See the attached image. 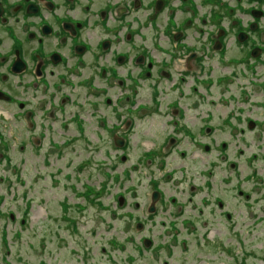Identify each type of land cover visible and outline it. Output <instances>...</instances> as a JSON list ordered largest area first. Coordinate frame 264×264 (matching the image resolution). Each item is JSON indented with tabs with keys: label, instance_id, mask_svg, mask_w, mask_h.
I'll return each instance as SVG.
<instances>
[{
	"label": "rangeland",
	"instance_id": "rangeland-1",
	"mask_svg": "<svg viewBox=\"0 0 264 264\" xmlns=\"http://www.w3.org/2000/svg\"><path fill=\"white\" fill-rule=\"evenodd\" d=\"M106 1L110 5L117 2ZM147 1L143 0L142 8H147ZM223 1L232 5L231 14L224 6L219 8ZM191 2L192 10L191 7L187 10L175 7L179 4L177 0L169 5L171 15L185 11L183 15L191 17L188 20L173 16L177 30L190 33L191 38H186L189 45H198V34H201V39L206 36L210 47L212 35L218 29L215 27L218 26L214 19L216 14L221 16L219 26L224 27H229L234 19L243 24L247 17L242 13L247 6L244 0ZM136 6L141 7L139 3ZM132 10L123 12L126 14L124 23H129ZM143 13L145 10H140V19ZM161 15L163 13L155 17L157 26L164 24ZM167 29L170 34L171 28ZM141 30L148 36L146 30ZM167 39L165 33H157L154 41L162 47H173ZM125 41V37L118 40V50L125 51L129 47ZM141 41L147 52H152L156 65H161L159 62L164 61L161 59L165 54L151 51L149 43L152 39L146 37ZM232 48L234 56L237 48ZM212 58L208 57V60ZM102 60H98V65ZM173 62L169 71L171 81L160 73L151 79L131 82L146 87L145 97L150 92L148 85L153 81L171 90V82L184 71L182 58ZM211 63L214 61L208 64ZM258 69L259 66L254 68L259 72ZM236 70L245 74L250 72L249 67L241 63L225 65L222 69L205 66L207 74H199L194 65L187 72L193 71L201 84L208 81L209 87L207 95L195 101L191 108L182 110L176 120L183 128L195 129L209 114L210 120L206 123L215 129L210 134L204 133V129L199 132L198 140L200 144H207V150L184 139L176 147L182 156L177 152L170 158L165 157L162 165L159 157L164 152L167 154L166 151L172 155L168 146L174 143L166 144L164 139L162 147L166 144V151L162 150L159 155L153 152L158 149L165 129H170V125L169 128L159 125L160 121L151 120L148 127H144L141 120H135L134 127L124 140H118L117 145L113 140L120 135L113 136L110 132V126L116 120L104 104L94 105L96 123L80 112L71 121L77 128L74 131L71 126L63 128L59 121L49 126L47 115L44 116L48 104H39L41 102L31 96L29 90L25 94L24 111H29V103L45 117L35 126H30L24 115L14 119L13 116L18 114L14 112L15 106L0 103V128L3 130L0 141L5 142L6 148L0 155V162H7L6 165L0 163V173L5 169L6 178L14 174L25 181L20 185L19 181L13 183L11 180L10 184L9 179L5 186L11 189L7 199L20 209L18 214L15 213L12 204L14 237L12 240L7 235L8 246L12 243L10 254L4 255L7 261L12 264H264V94L253 93L248 87L244 90L249 96L244 99L239 89L242 85L237 86V83L245 81L238 80V75L232 76L226 85L217 79V75L231 76L230 72L233 74ZM76 81L72 94L79 89L80 83L78 79ZM191 82L195 83L194 79ZM38 87L39 84L33 88ZM178 89H183L185 94L191 93V86L184 85L172 92ZM42 95L43 91L38 97ZM171 95L177 97L175 93ZM183 96L182 99L187 100ZM111 97L112 102L117 100L115 111L121 114L119 119H124V112L119 107L121 95L113 91ZM146 103H149L147 99ZM48 107L52 108V105ZM78 107L77 104L65 108L68 120L71 111L77 112ZM97 116H101L100 120ZM246 118L259 123H247ZM125 129L122 126L119 130ZM95 130L97 135H94ZM173 135L176 137L178 133ZM105 171L109 173L104 175ZM163 172H167L166 176ZM151 180L160 191L153 202L149 196L150 186L153 187ZM237 189L246 196L239 195ZM118 191L125 194V200L120 204L116 200ZM15 195L19 197L15 198ZM215 199L219 200L220 206ZM29 200L33 202L28 208V216L22 221L21 210ZM11 225L5 228L9 226L10 229ZM141 236L151 239L153 246L145 243V239L140 240Z\"/></svg>",
	"mask_w": 264,
	"mask_h": 264
},
{
	"label": "flooded vegetation",
	"instance_id": "flooded-vegetation-1",
	"mask_svg": "<svg viewBox=\"0 0 264 264\" xmlns=\"http://www.w3.org/2000/svg\"><path fill=\"white\" fill-rule=\"evenodd\" d=\"M171 1L173 0H148L147 8H142L143 0L140 1L142 4L138 0H117L112 5L106 0H0V103L15 106L14 112L18 114L13 116L14 119L30 114L32 123L39 124L41 123L39 120L43 117L35 111L33 106L28 103L29 111H24V106L26 108L27 104L25 94L29 90L30 95L35 96L38 98L37 101L41 102L39 104L52 105V108L47 106L48 110L44 115L45 117L47 115L49 126L53 122L59 121L63 128L71 126L74 131L77 128L71 121L77 118L80 112L96 123L94 105L104 104L110 109V113L116 120L110 126L113 136L120 135H118V139L113 140L115 143L126 138L129 130L134 127L135 120H141L144 127H148L151 120L153 122L160 121L159 125L163 124V127L168 126L167 128L170 125V129H165L167 131L164 133L162 141L157 144L159 151L155 149L153 152L159 155L162 150L166 151V144L174 143L168 146L170 151H173L172 155L166 151L167 154L164 152L159 157L160 165L165 161V157L170 158L177 154L176 147L184 139L204 151L207 150V144H200L198 137L201 129H204V133L207 134L215 129L206 123L210 120V117L207 118L209 114H206L204 121L201 120L202 125L198 120L200 126L195 129L183 128L179 126V120H176L180 118L182 110L191 108L195 101L205 97L209 87L208 81L203 85L193 71L190 74L187 72L194 65L198 68L199 74L203 72L207 74L205 66L213 65L216 69H222L225 65L246 64L250 70L248 74L239 73L236 70L233 71V74L230 72L231 76L217 75V79L226 85L232 80V76L238 75V80L245 81V83H237V86L242 85L239 89L244 99L249 96V92L244 88L249 87L253 93L259 91L264 94V0H244L247 6L241 12L247 17L243 24L234 19L229 27L219 26L220 16L216 14L214 19L218 26L215 27L218 29L212 35L214 39L210 47L207 45L206 36L201 39V34H198V37L200 35L199 39L197 38L200 41L198 45H189L186 38H191L190 33L186 32L185 35L180 29L177 30L178 25L173 23V16L188 20L191 17H188L187 14L183 15L185 11L171 15L172 10L169 7ZM177 1L179 4H176L175 7L181 6L186 10L191 7L192 10L191 0ZM138 3L141 5L139 8L136 6ZM223 6L228 13H232L231 4L226 5L225 3L219 8L221 9ZM130 9L133 10L130 13L129 23L126 21L124 23L123 16L126 14L123 12H130L128 11ZM140 10H145L141 17L142 20L139 17ZM160 13H163L161 16L164 18V24L157 26L155 17ZM167 27L171 28L170 34ZM141 29L146 30L148 36ZM157 33L161 35L165 33V36L168 37L167 40L170 41L169 45L173 43V47H162L154 41ZM121 37L127 38L125 42L129 47L125 51L117 49L118 40ZM146 37L152 39L149 43L151 51L165 54V57L161 59L164 61L159 62L161 63L159 66L153 60L152 52H147V47L142 44L141 40ZM233 46L237 48L234 56L232 55ZM174 48L181 50L175 51ZM210 55H214V58ZM208 57L212 59L208 60ZM100 58L103 60L98 65ZM181 58L184 62L182 68L184 71L175 78L174 82H171V90H166L160 84L159 86L157 81H153L148 85L150 92L145 97L146 87L143 88L136 85L135 82H131L134 79L136 81L151 79L160 73L170 79L172 73L169 71L173 68V61ZM87 60L89 63H86ZM212 61L214 64H208ZM258 66L259 72L254 70ZM190 78L194 79L197 84L191 82ZM76 79L80 83L78 84L79 89L72 94L71 91L77 85ZM38 84L40 87L33 88ZM182 85L191 86V93L185 94L183 89L172 92L176 87L181 88ZM42 91L43 95L40 98L38 94ZM113 91H116L122 98L119 99V102L122 101L119 107L125 116L122 120L119 119L121 114L115 111L117 100L112 102L111 93ZM172 93H175L177 97L171 95ZM183 95L187 100L182 99ZM146 99L149 103H146ZM82 102L85 104L82 105ZM77 104L79 105L77 112L71 111L70 120H68L65 108L69 107L70 109L72 105L77 106ZM194 111L190 110V112ZM97 117L100 120L101 116ZM81 119L83 120V118ZM168 119L170 122L165 123ZM248 121H252L253 124L259 123L246 118L245 122L248 123ZM122 126L126 129L119 130ZM162 131L163 129H161V133ZM2 132L3 130L0 128L1 140H3ZM77 132L80 133L79 130ZM176 132L178 135L172 139L170 136ZM190 133L194 134L187 138ZM94 135H97L96 130ZM164 139L167 143L162 147ZM4 143V141H0L1 156L6 150ZM179 154L182 156V152ZM107 172L109 171H105L103 174L105 175ZM163 173L166 176L167 172ZM151 184L153 187L150 186L152 192L150 191L149 196L154 193L159 197L158 186L155 182ZM236 192L246 196L238 189ZM123 193L122 191L116 193L117 201L123 196L125 197ZM7 198V187L5 188V184L0 182V264H12L4 257L5 254L6 256L10 254L12 244L8 246L7 235L11 236L12 240L14 237L11 225L13 223L11 202ZM215 201L220 206L219 200L215 199ZM32 202L24 204V210H21L22 221L28 216V208ZM137 224L141 226V223ZM7 225H11L10 229L9 226L5 228ZM142 239H145L147 241L145 243L149 246H153L151 239L141 236L140 240Z\"/></svg>",
	"mask_w": 264,
	"mask_h": 264
},
{
	"label": "water",
	"instance_id": "water-1",
	"mask_svg": "<svg viewBox=\"0 0 264 264\" xmlns=\"http://www.w3.org/2000/svg\"><path fill=\"white\" fill-rule=\"evenodd\" d=\"M118 144H119V142L117 143V145H118ZM155 198H157V196L153 193L151 201L153 202ZM148 210H149L150 212H152L153 209H152V207H149Z\"/></svg>",
	"mask_w": 264,
	"mask_h": 264
},
{
	"label": "trees",
	"instance_id": "trees-1",
	"mask_svg": "<svg viewBox=\"0 0 264 264\" xmlns=\"http://www.w3.org/2000/svg\"><path fill=\"white\" fill-rule=\"evenodd\" d=\"M178 152V151H177ZM176 152V153H177ZM97 204H98V202H97ZM224 252L226 253V254H229V251L227 250V249H224Z\"/></svg>",
	"mask_w": 264,
	"mask_h": 264
},
{
	"label": "bare ground",
	"instance_id": "bare-ground-1",
	"mask_svg": "<svg viewBox=\"0 0 264 264\" xmlns=\"http://www.w3.org/2000/svg\"><path fill=\"white\" fill-rule=\"evenodd\" d=\"M213 16V15H212ZM155 103V102H154ZM156 105V104H155Z\"/></svg>",
	"mask_w": 264,
	"mask_h": 264
}]
</instances>
